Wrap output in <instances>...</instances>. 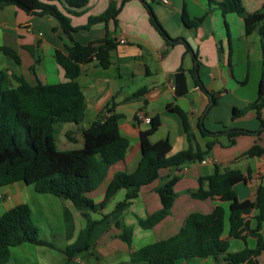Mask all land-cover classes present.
Returning a JSON list of instances; mask_svg holds the SVG:
<instances>
[{"label":"crops","instance_id":"obj_1","mask_svg":"<svg viewBox=\"0 0 264 264\" xmlns=\"http://www.w3.org/2000/svg\"><path fill=\"white\" fill-rule=\"evenodd\" d=\"M112 1L120 11L116 29L113 23L108 24L117 41L110 51L111 64L104 68L97 58L79 64L76 80L84 94L85 115L80 123L69 122L72 127L63 134L67 136V132L73 131L72 141H81L83 145L85 128L101 117L117 113L121 115L120 133L130 144L125 158L109 169L105 181L90 196L97 194L93 199L100 202L117 171L133 172L137 168L141 158L140 133L150 126L136 118L140 110L150 117L159 116L160 125L150 135V141L168 138L170 154L186 149L189 142L182 118L169 107L186 112L202 150L209 142L214 144L201 161L161 169L159 177L142 186L139 197L125 210H115L126 194L125 189H120L100 211L109 215L96 225L91 249L101 242L112 225L118 227L123 218L125 226L145 225L148 233L142 236L148 241L142 246L156 243L165 250L192 238L198 231V217L212 212L221 225L220 238L225 252L255 248L256 237L249 231L264 235V221L259 218V211L254 209L244 215L231 235L230 201L214 193L203 194L200 180L213 174L216 166L222 172L239 170L233 183L237 201L255 200L259 185L264 183V153L245 155L255 144L264 148V125L255 109L233 118L234 108L246 107L258 96L264 60L262 37L256 31L246 34L244 16L235 12L223 14L217 5L223 0H88L83 8L72 7L78 14L68 12L66 5L55 3L70 17L73 26H84L90 16L104 12ZM242 3L247 14L264 7V0H242ZM184 13L192 20L202 19L201 23L197 27L186 26L182 19ZM105 33L106 24L101 22L68 35L56 17L33 15L8 5L0 9V46L15 50L19 61L0 52V67L9 86L18 84L13 75H22L31 83L37 79L43 83L66 81L69 78L55 58L56 50L65 51V45L75 41L88 44L103 38ZM195 64H199L196 76L211 94L218 95L213 106L212 95L195 85L192 72ZM176 73L184 75L181 88L174 76ZM142 89L143 93L135 95ZM111 106L113 110L108 111L107 107ZM261 116L264 121V107ZM200 122L211 133L203 135ZM232 128L252 133L237 136L231 142L227 130ZM75 131L80 139L74 135ZM174 178L171 202L164 206L160 188ZM20 182L23 181L0 186V214L25 202ZM117 195L123 197L113 206ZM100 224L102 228L98 229ZM176 264H226V261L222 256L218 261L206 256L180 258Z\"/></svg>","mask_w":264,"mask_h":264},{"label":"trees","instance_id":"obj_2","mask_svg":"<svg viewBox=\"0 0 264 264\" xmlns=\"http://www.w3.org/2000/svg\"><path fill=\"white\" fill-rule=\"evenodd\" d=\"M59 2L70 13L79 12L72 9L83 8L88 0H0V9L15 5L33 15H52L56 17L61 28L68 35L80 28H90L92 25L104 22L105 36L88 44L75 41L72 45H65V51L56 50L55 58L64 68L66 81L58 83H43L37 79L31 83L22 75H13L16 86H9L6 74L0 67V186L17 181L34 185L38 193H51L71 201L73 206L86 220L75 240L69 244L64 253L68 260L74 256L91 253V239L97 224L105 220L108 215L94 219L92 212L102 209L108 200L120 189H125L123 200L117 203L115 210H125L140 195L142 186L155 181L160 170L170 166L182 165L186 162L203 160L212 149L214 142H209L205 150L199 146L188 115L180 108L169 107L182 118L184 132L189 145L186 149L170 154L171 144L168 138L150 141L152 135L160 125L159 116L151 118L148 129L141 131V158L133 172L117 171L109 182L104 198L96 202L90 193L98 189L105 181L109 169L122 161L129 147V140L120 133V114L99 118L82 132L83 145L79 148L60 150L56 146L55 131L61 122L80 123L85 115V98L76 80L80 72L79 64L90 62L97 58L104 68L110 66V51L116 47V38L112 35L108 24L113 23L116 29L117 15L120 7L112 1L99 15L90 16L84 26H73L68 15L58 7ZM223 14L235 12L247 20L246 34L258 32L264 41V7L255 13L247 14L242 0H223L217 2ZM183 23L188 27H197L202 19H190L183 14ZM3 52L17 62L19 56L15 50L7 46H0ZM199 64H195V85L202 91L212 95L211 106L217 103L218 95L211 94L196 76ZM144 89L135 95L143 93ZM264 107V60L259 82L257 98L243 108H234L233 118L239 117L251 109H255L258 118L264 121L261 110ZM113 107H107L108 111ZM203 135L211 133L202 127ZM246 129L232 128L227 130L230 141L237 136L250 134ZM73 131L67 132L72 140ZM264 148L259 144L253 145L245 155H261ZM239 175L237 169H226L222 172L216 166L213 174L201 178L203 194L214 193L223 200L230 201L232 223L231 235H234L237 225L243 216L252 210L259 211V218L264 221V183L258 187L255 200L237 201L233 183ZM176 179H171L160 188V195L164 206H168L173 195V185ZM207 186L206 188L204 186ZM212 212L198 217V231L190 239L173 244L163 250V246L150 243L131 252L134 262L146 264H176L180 258L213 256L217 261L226 264H259V257L264 252V235L250 230L256 237L255 248L244 247L235 252H225L220 238L221 225ZM64 218L69 231H72L73 215L69 209H64ZM131 247V239L127 233L121 235ZM47 245L54 248L49 241L40 238L38 229L32 219V209L27 202L19 203L0 214V264H7L11 257V248L23 243Z\"/></svg>","mask_w":264,"mask_h":264},{"label":"rangeland","instance_id":"obj_3","mask_svg":"<svg viewBox=\"0 0 264 264\" xmlns=\"http://www.w3.org/2000/svg\"><path fill=\"white\" fill-rule=\"evenodd\" d=\"M72 127L69 122H61L57 125L55 131V140L57 148L60 150H69L82 146L81 141H72L64 135V131ZM77 139L80 134L74 132ZM23 185L22 198L32 209V219L38 229L40 238H43L54 245V248L47 245H37L33 243H23L11 248V257L7 264H146L145 262H134L131 252L134 248H140L147 243L145 225L142 227L134 225L125 226L124 219L118 227L112 225L107 234L103 237L98 245L91 249V253H84L74 256L71 260L67 259L64 250L71 244L78 232L86 225V220L80 212L73 206L71 201L51 193H38L34 185ZM98 196L94 194L92 198ZM123 195H117L113 201L121 200ZM67 208L73 215L72 231L70 232L64 218V209ZM101 209L92 212L94 219H100L103 214ZM109 215V214H106ZM110 227V226H109ZM101 224L98 229H101ZM127 233L131 239V250L128 242L121 235ZM141 233V235H140ZM260 264H264V252L260 256Z\"/></svg>","mask_w":264,"mask_h":264},{"label":"built area","instance_id":"obj_4","mask_svg":"<svg viewBox=\"0 0 264 264\" xmlns=\"http://www.w3.org/2000/svg\"><path fill=\"white\" fill-rule=\"evenodd\" d=\"M163 2H167V0H163ZM122 42H124V40H122ZM136 118L138 120L141 121H145L146 123L150 124L151 123V118L150 116L146 115L142 110L138 111V113L136 114ZM203 162H206V160H204Z\"/></svg>","mask_w":264,"mask_h":264},{"label":"water","instance_id":"obj_5","mask_svg":"<svg viewBox=\"0 0 264 264\" xmlns=\"http://www.w3.org/2000/svg\"><path fill=\"white\" fill-rule=\"evenodd\" d=\"M174 76L177 79L178 86L181 88L184 83V75L182 73H176Z\"/></svg>","mask_w":264,"mask_h":264}]
</instances>
